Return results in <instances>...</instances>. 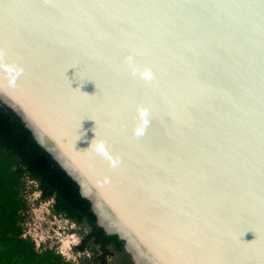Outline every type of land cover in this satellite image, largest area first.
Returning <instances> with one entry per match:
<instances>
[{
    "label": "water",
    "instance_id": "95a60500",
    "mask_svg": "<svg viewBox=\"0 0 264 264\" xmlns=\"http://www.w3.org/2000/svg\"><path fill=\"white\" fill-rule=\"evenodd\" d=\"M0 104L134 264H264V0H0Z\"/></svg>",
    "mask_w": 264,
    "mask_h": 264
},
{
    "label": "trees",
    "instance_id": "16d2710c",
    "mask_svg": "<svg viewBox=\"0 0 264 264\" xmlns=\"http://www.w3.org/2000/svg\"><path fill=\"white\" fill-rule=\"evenodd\" d=\"M33 193H40L42 200L52 199V214L79 227L77 261L68 260L55 246L37 245L25 236ZM109 259L134 264L123 241L98 226L78 184L36 142L20 117L0 104V264H108Z\"/></svg>",
    "mask_w": 264,
    "mask_h": 264
},
{
    "label": "rangeland",
    "instance_id": "374dc122",
    "mask_svg": "<svg viewBox=\"0 0 264 264\" xmlns=\"http://www.w3.org/2000/svg\"><path fill=\"white\" fill-rule=\"evenodd\" d=\"M29 200L31 215L26 224L25 236L30 235L37 245L55 246L68 260L77 261L80 254L74 252V247L81 242L79 227L52 214L50 210L52 199L42 200L40 193H33ZM86 255L90 257L91 254L87 252ZM108 264H119V262L109 259Z\"/></svg>",
    "mask_w": 264,
    "mask_h": 264
},
{
    "label": "flooded vegetation",
    "instance_id": "af4514ba",
    "mask_svg": "<svg viewBox=\"0 0 264 264\" xmlns=\"http://www.w3.org/2000/svg\"><path fill=\"white\" fill-rule=\"evenodd\" d=\"M77 226V225H76ZM78 227V226H77ZM46 247H49V244H45Z\"/></svg>",
    "mask_w": 264,
    "mask_h": 264
}]
</instances>
